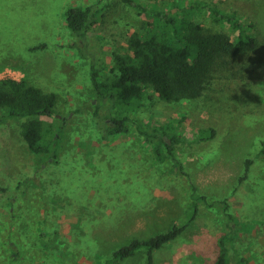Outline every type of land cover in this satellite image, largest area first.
Returning a JSON list of instances; mask_svg holds the SVG:
<instances>
[{"label":"rangeland","instance_id":"rangeland-1","mask_svg":"<svg viewBox=\"0 0 264 264\" xmlns=\"http://www.w3.org/2000/svg\"><path fill=\"white\" fill-rule=\"evenodd\" d=\"M174 1L234 14L257 48L220 59L195 100L164 102L146 90L124 107L104 103L95 117L91 65L101 80L113 77V54H123L148 21L134 4L169 10L167 1L0 0V80H28L54 93V116L43 121L61 127L51 152L35 156L21 137L25 119L0 124V264H101L132 240L168 231L195 197L203 198L195 220L154 250L150 264H213L222 237L227 264H264V0ZM93 4L102 7L97 24L82 39L73 36L64 12ZM191 14L205 32L234 37L208 10ZM124 117L127 132L103 140L100 122ZM139 129L164 132L169 144L168 137L190 141L199 130L214 136L174 145V160L159 163ZM10 245L20 251L16 263H9ZM118 264H147L146 252Z\"/></svg>","mask_w":264,"mask_h":264},{"label":"trees","instance_id":"trees-1","mask_svg":"<svg viewBox=\"0 0 264 264\" xmlns=\"http://www.w3.org/2000/svg\"><path fill=\"white\" fill-rule=\"evenodd\" d=\"M156 1V0H154ZM169 10H159L156 3L148 6L147 2H137L134 7L148 21L141 29L132 33L127 40L123 54H113L116 74L101 80L99 68L90 67L92 94L96 101L94 116L104 103L112 108L124 107L144 99L146 90L164 102H177L182 99L195 100L202 95L219 60L234 57L243 52H253L257 40L250 34V27L234 14L226 15L208 5L197 2L181 6L174 0H166ZM208 10L219 22L229 24L234 37L218 32H205L201 25L192 20V10ZM175 9L176 12L173 13ZM102 7L98 4L86 7L71 6L64 12L67 29L73 36L82 39L86 32L97 24ZM187 14L185 17L183 14ZM43 48L34 47L32 50ZM57 96L52 92H43L28 80H0V124L8 120L25 119L21 124V137L27 150L35 156L46 155L51 151V142L61 127L47 124L43 118H52L55 113ZM127 118L104 120L98 125L103 140L119 133H126ZM139 133L153 145L156 161L174 160V145H189L207 141L214 136V130H199L190 141L178 136L168 137L171 144L164 140L165 133L149 135L139 129ZM151 136V138H149ZM50 138V140L47 139ZM155 138V143L153 140ZM157 140V141H156ZM164 147L167 153L160 148ZM260 155L264 158V141ZM53 156L50 157L52 159ZM178 163H176L177 165ZM248 162L245 163L246 176ZM2 191V189H0ZM202 197H195L184 212V218L168 231L146 240H132L120 247L101 264H118L132 257L137 251L146 252V263L150 264L152 252L174 241L195 220L198 204ZM225 237L218 242V255L213 264H227ZM9 263H16L21 258L19 249L10 245ZM100 264V263H99ZM235 264H248L245 258H239Z\"/></svg>","mask_w":264,"mask_h":264},{"label":"water","instance_id":"water-1","mask_svg":"<svg viewBox=\"0 0 264 264\" xmlns=\"http://www.w3.org/2000/svg\"><path fill=\"white\" fill-rule=\"evenodd\" d=\"M164 140H165L167 143H169L168 140H167L165 137H164Z\"/></svg>","mask_w":264,"mask_h":264}]
</instances>
